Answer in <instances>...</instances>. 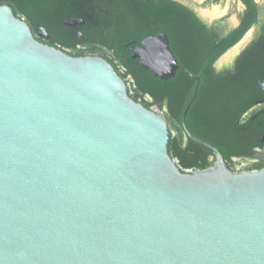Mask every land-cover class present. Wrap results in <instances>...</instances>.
I'll list each match as a JSON object with an SVG mask.
<instances>
[{
	"label": "water",
	"instance_id": "1",
	"mask_svg": "<svg viewBox=\"0 0 264 264\" xmlns=\"http://www.w3.org/2000/svg\"><path fill=\"white\" fill-rule=\"evenodd\" d=\"M127 47L162 80L179 68L164 32ZM183 119L206 168L180 169L166 117L107 59L39 43L1 5L0 264H264V167L233 171Z\"/></svg>",
	"mask_w": 264,
	"mask_h": 264
},
{
	"label": "trees",
	"instance_id": "2",
	"mask_svg": "<svg viewBox=\"0 0 264 264\" xmlns=\"http://www.w3.org/2000/svg\"><path fill=\"white\" fill-rule=\"evenodd\" d=\"M81 1L84 0H55V5L70 4L73 13L75 5ZM241 1L245 10L239 22L219 37L193 10L177 0H85V6L95 5L94 12L102 18L98 21L101 28L94 26L87 33V39L96 40L111 50L113 59L125 68V73L120 72L110 60L122 78L132 77L134 93H129L130 96L149 109L152 105L161 106L166 98L165 117L173 120L183 133L182 115L197 86L195 98L183 119L185 127L192 135L215 146L225 161L228 153H243L240 126L236 123L243 111V79L240 70L220 78L214 74L213 63L257 19L254 0ZM158 32L167 35L170 50L179 64L175 75L166 80L142 67L138 59H132L127 47L128 43L139 44L144 37ZM144 94L151 95L153 101L143 99ZM169 153L178 160L182 171L206 168L210 165L207 156L212 155L192 139L183 142L173 135Z\"/></svg>",
	"mask_w": 264,
	"mask_h": 264
},
{
	"label": "flooded vegetation",
	"instance_id": "3",
	"mask_svg": "<svg viewBox=\"0 0 264 264\" xmlns=\"http://www.w3.org/2000/svg\"><path fill=\"white\" fill-rule=\"evenodd\" d=\"M254 2L257 5V1ZM240 4L242 13L245 4ZM1 5L10 6L14 15L27 23L33 37L39 43L73 56L92 55L103 57L109 62L112 60L119 70V64L113 59L111 50L96 40L87 39V33L93 30L94 26L100 28L102 26L98 23L102 20L101 16L94 12L95 5L85 6V0L81 1L75 5L73 13L70 4L56 7L55 0H0ZM225 15L226 12L211 19L210 24H204L222 37L227 33L224 34L222 31ZM72 18H79L83 22L70 25L67 22ZM219 18L222 19L217 20ZM254 24H256L255 29L252 31L250 28L251 30L247 31L249 35L243 45L228 64L222 65L224 67L218 75L215 70L216 62L213 63L214 74L220 78H226L240 70L243 79V111L236 120L240 126L243 153L227 154L226 162L232 170L241 163L243 166L250 165L257 168L264 165V160L260 159V156L264 155V16L259 19L258 6ZM150 109L154 110L153 105ZM212 156H207L208 161ZM254 159L258 161L254 163Z\"/></svg>",
	"mask_w": 264,
	"mask_h": 264
},
{
	"label": "rangeland",
	"instance_id": "4",
	"mask_svg": "<svg viewBox=\"0 0 264 264\" xmlns=\"http://www.w3.org/2000/svg\"><path fill=\"white\" fill-rule=\"evenodd\" d=\"M181 3H183L184 5H186L187 7L193 9L197 14H199L201 16V14L199 13V9H203V8H210L213 5H220L221 8H227V12L226 15L224 16L223 19V23H222V31L224 32H228L230 29H232L239 20V16L240 13L242 11V5L240 4V2H238L237 0H177ZM257 1V6L259 8V19L262 18L264 16V0H256ZM203 19H205L206 17L201 16ZM222 19V18H221ZM220 18L217 20H221ZM205 20H209V18H206ZM256 24H254L251 28L252 31L255 29ZM251 30V29H250ZM249 30V31H250ZM120 68L119 70L122 73H125L124 68H122L120 65H118ZM228 67V65H225ZM224 66L222 67H216L215 66V70L217 72V75L222 71ZM125 81L128 84V87H131L133 93H134V84H133V79L130 75H126L125 76ZM143 99H145L146 101L152 102L153 98L151 95L149 94H144ZM165 103L167 105V100L166 98H164L161 101V106L158 105H153V108L155 111L161 113L163 116L166 115V109H165ZM169 123V128L172 131V135L178 138H181V140H184V133H182V131L178 128L177 124L173 121V120H167ZM210 164L213 162L211 159H209Z\"/></svg>",
	"mask_w": 264,
	"mask_h": 264
},
{
	"label": "bare ground",
	"instance_id": "5",
	"mask_svg": "<svg viewBox=\"0 0 264 264\" xmlns=\"http://www.w3.org/2000/svg\"><path fill=\"white\" fill-rule=\"evenodd\" d=\"M227 8L228 7L221 8L220 5H213L210 8L199 9V13L201 14V16L209 18V20H211V19H213L215 17L223 15L225 12H227ZM248 35H249V32L245 36H243V38L240 41H238L235 45H233L231 48H229L227 51H225L216 60V66L220 67V66H222L224 64H228L230 62V60L232 59V57L237 53L239 48L243 45V42H244V40L246 39V37Z\"/></svg>",
	"mask_w": 264,
	"mask_h": 264
},
{
	"label": "built area",
	"instance_id": "6",
	"mask_svg": "<svg viewBox=\"0 0 264 264\" xmlns=\"http://www.w3.org/2000/svg\"><path fill=\"white\" fill-rule=\"evenodd\" d=\"M121 66V65H120ZM119 67V66H118ZM122 68H124L123 66H121ZM120 68V67H119ZM125 70V68H124ZM121 72V71H120ZM128 91L129 93H133L131 87H128ZM212 161H213V156L210 158ZM177 161V164H178V160L176 159ZM254 163L257 162L258 160L257 159H254L253 160ZM261 167H264V165H262ZM260 168V167H259ZM196 169H199V168H196ZM253 169H257V167H254V166H250V165H246V166H243V163L239 164V165H236V168L233 169V171H245V170H253ZM195 169H186L185 171H188V172H192L194 171Z\"/></svg>",
	"mask_w": 264,
	"mask_h": 264
}]
</instances>
